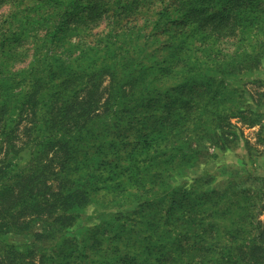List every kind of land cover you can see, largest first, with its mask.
Instances as JSON below:
<instances>
[{
    "label": "trees",
    "instance_id": "obj_1",
    "mask_svg": "<svg viewBox=\"0 0 264 264\" xmlns=\"http://www.w3.org/2000/svg\"><path fill=\"white\" fill-rule=\"evenodd\" d=\"M149 2L159 4V12L146 42L172 6L177 18L170 29L180 41L169 61L146 66L139 57L123 71L119 28L132 16L147 21ZM6 4L22 7L13 17L22 14L18 24L34 30L14 41L15 52L0 65V264H264L261 221L251 239H242L240 230L239 239L193 244L185 228L180 239H168L175 213L188 206L185 195H175L182 193L174 186L176 172L209 140H220L223 116L248 121L236 99L229 107L223 99L239 91L217 87L216 79L260 68L264 0H0ZM74 31L81 47L90 49L88 38L94 39L87 56L99 48L105 57L84 62L85 51L61 54ZM3 36L2 50L10 40ZM191 41L199 44L194 51ZM47 45L45 56L32 54ZM28 57L30 63L16 69ZM170 76L179 83L160 84ZM135 119L138 125L129 128ZM130 132V139H140L133 150L97 161L92 141L104 137L100 148L112 149ZM92 203L119 211L140 206L128 219L138 239H120L125 229L111 237L106 224L68 237L77 212ZM185 216H178L181 227ZM9 235H34L35 241L14 243Z\"/></svg>",
    "mask_w": 264,
    "mask_h": 264
},
{
    "label": "rangeland",
    "instance_id": "obj_2",
    "mask_svg": "<svg viewBox=\"0 0 264 264\" xmlns=\"http://www.w3.org/2000/svg\"><path fill=\"white\" fill-rule=\"evenodd\" d=\"M148 5L151 6L144 10L149 14L147 21L143 22L137 19V16H132V23L125 20L119 28L118 45L121 46L120 66L123 71L129 69L130 59L139 57L146 63V66H159L164 60L169 61L171 59L169 53L171 46L180 41L179 36H175L174 31L170 29L172 26L170 21L177 18V11L172 6L169 15L165 16V21L157 29L151 40L146 42L147 33L153 29V24L150 21H153V18L156 19V12H159L156 10L159 9V4L149 2ZM21 10L22 7L19 8L15 5H0V34H4L3 38L10 39L7 40L5 49H0V65L7 62L10 51L15 52L12 49V46H15L14 41L21 39L22 36L29 37L34 30L32 26L24 29L21 25L24 19L22 14L18 13L16 17H13L14 13ZM11 21L14 22L12 27L8 24ZM88 29L85 28L82 31L86 34L93 31L86 32ZM44 30V27L39 30L40 35L45 33ZM79 40L80 36L74 31L62 42L61 54L67 49H73L77 55L85 51L87 56L86 50L89 48L81 47V43L78 44ZM88 40L91 44L90 51L93 50L95 41L92 37H89ZM190 43V49L193 51L199 47V44L194 41ZM47 46L33 48L32 54L37 52L38 55L41 54V57L45 56L49 49ZM98 50L99 48H96L88 54L86 59L82 60L85 62L90 58H104L103 51L98 53ZM16 55L14 54L13 58ZM38 55L35 59L39 57ZM223 55L220 54V59ZM31 60V57L26 58V61L18 64L16 69L26 67ZM219 62L221 64L223 60L221 59ZM150 72H153V69L146 74L147 77ZM216 80H220L216 84L217 87L228 85L239 91L236 95L227 91L223 99L226 101V107L235 102L231 99H236V103L241 104L248 121L242 119L227 121L226 117L223 116L219 123L222 133L220 140H215L213 143L208 139L209 141L201 149L200 156H192L190 159H186L182 169L176 172V178L173 180L174 186L177 191L182 193L174 194L185 195L188 206L185 210H180L179 214L175 213V222L168 238L172 241L180 239L183 228H185L188 239H191L193 244L198 243V239H205L208 242L210 241L208 239H211V242L212 239H239L240 230L243 231L242 239L250 236L251 239L256 235V227L260 221L264 230V57L260 68L255 71L245 72L235 76V78H218ZM178 81L175 77L170 76L162 79L160 84L164 87H173L179 83ZM154 97L164 99L162 94L159 96L155 94ZM132 121L134 123L129 124L128 127L134 129L139 120ZM134 134L130 132L126 136H122L119 143L112 149L105 145L103 149L100 148L102 144L99 141L103 143L104 137L92 141V150L97 161L106 159L107 155L112 152L115 156H125L140 141L138 137L129 138L130 135ZM78 152H82L81 148L78 149ZM139 209L140 206L133 205L119 211L104 208L98 203H92L77 212L78 217L73 225L68 228L67 236L71 238L80 237L90 227L106 224L111 237L125 229L127 232L121 234L120 239H138L134 231L130 230V225L135 223L131 224L128 219L134 216V213ZM182 214L186 215L185 219H187L185 227H181L182 222L180 218L178 219V216L181 217ZM212 223L216 224L212 226ZM128 233L130 237L127 236ZM7 239L14 243L35 241L34 235H9ZM133 241L130 244L133 245ZM44 243L49 245L50 241L45 240ZM160 244L159 241L158 245Z\"/></svg>",
    "mask_w": 264,
    "mask_h": 264
}]
</instances>
